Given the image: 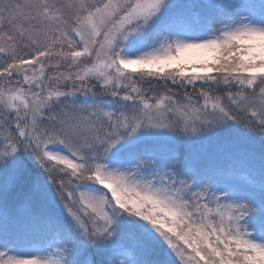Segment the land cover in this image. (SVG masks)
Instances as JSON below:
<instances>
[{
    "label": "snow or ice",
    "instance_id": "1",
    "mask_svg": "<svg viewBox=\"0 0 264 264\" xmlns=\"http://www.w3.org/2000/svg\"><path fill=\"white\" fill-rule=\"evenodd\" d=\"M0 264H264V0H0Z\"/></svg>",
    "mask_w": 264,
    "mask_h": 264
},
{
    "label": "rangeland",
    "instance_id": "2",
    "mask_svg": "<svg viewBox=\"0 0 264 264\" xmlns=\"http://www.w3.org/2000/svg\"><path fill=\"white\" fill-rule=\"evenodd\" d=\"M181 91H183V89H181ZM189 91H191V89H189Z\"/></svg>",
    "mask_w": 264,
    "mask_h": 264
},
{
    "label": "trees",
    "instance_id": "3",
    "mask_svg": "<svg viewBox=\"0 0 264 264\" xmlns=\"http://www.w3.org/2000/svg\"><path fill=\"white\" fill-rule=\"evenodd\" d=\"M180 92H183V91L180 90Z\"/></svg>",
    "mask_w": 264,
    "mask_h": 264
}]
</instances>
